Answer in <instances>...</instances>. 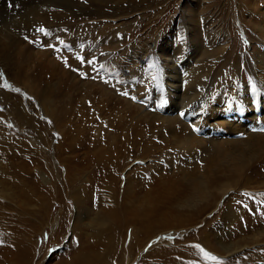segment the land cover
Returning a JSON list of instances; mask_svg holds the SVG:
<instances>
[{"label": "rangeland", "instance_id": "374dc122", "mask_svg": "<svg viewBox=\"0 0 264 264\" xmlns=\"http://www.w3.org/2000/svg\"><path fill=\"white\" fill-rule=\"evenodd\" d=\"M3 1L6 7L3 9L2 5L0 8V21L13 10L15 13L19 10L23 12L24 5L30 0ZM51 1L43 0L45 5L40 6L46 13L48 8L53 7L52 11L59 14L62 12L59 20H56L61 30L51 36L54 37L51 42L36 45L32 52H52L49 54L50 59L57 61L59 67L65 65V68L68 66L70 54H73L79 65L73 69L75 77L74 86L71 88L69 82L51 77L50 73L44 74L45 69L43 71L38 64L36 69H33L32 76L24 77L22 82H16L19 84L13 83L15 80L10 77L8 79V75L0 69L3 74L0 79V142L10 151L7 157L0 156V248H5L4 244L12 245L9 253L3 252L2 256L0 255V263L82 264L81 261L85 259L86 264H175L176 256L189 258L190 248L200 252L195 245H200L198 231L205 227L211 235L215 251L218 249L217 236L220 233L219 236L226 243H248V248L227 256L207 251L200 245L205 251L220 258L223 264H264V221H257L259 218L264 219V195H261L264 193V184L258 182L263 181V178L255 181L258 173L243 169L239 177H235L236 181H231L229 169H225L223 160L215 159L209 153H205L200 159H190L187 168L185 162L189 158L188 153L181 151L178 137L159 120L149 114L147 118L142 119L143 116L139 114L140 110L135 104L131 105L134 107L133 113L125 115L121 104L119 108H115L106 102V98L118 97L124 102L132 94H164V89L158 82L160 77L165 79L166 75L164 77V74H155L153 67H150V74H145L143 70L135 72L128 88H122V95L115 96L112 94L115 89L112 87L114 90H106L107 84L104 83L108 82L104 79H114L111 69L115 60L120 61V64L126 60L133 63L131 68L140 69V61L134 62L130 56L139 54L140 46L151 49L153 40L159 37L157 43L163 52L168 49L171 50L170 53L175 51L176 55H180L187 49L192 51L189 57L191 74L189 76L188 73L185 84L187 92L184 91L186 94H207L221 85L227 86L229 76L236 69L241 70L240 76L244 80L254 83L253 91L249 93L259 94L261 89L252 79L247 66L258 65L260 68L253 52L264 43V0H250L254 6L251 12L244 8V0H115V4L103 3L102 14L96 13L95 7L100 1L92 0L91 15H85L86 11L83 9V13L82 5H79L85 2L88 7L89 0H74L77 4L75 7L65 5L61 0H56L54 4ZM188 14L192 15L194 23H191L197 25V28L207 20V27L215 34L217 31L218 34L228 33L231 36L228 46L212 43L210 33L206 36L208 39L201 37V31L198 29L193 31L192 39L180 37L181 31L187 29ZM87 20L91 26V38L85 37L80 31L77 32L76 40L71 38L73 35L69 28ZM41 28L43 27H39ZM174 28L179 30V36L176 37L179 38L178 42L174 41L173 36L169 37L170 32H175ZM39 29H35V33H44L45 30ZM33 37L26 35L24 39L30 41ZM89 39L92 41L90 50H87L85 47L88 48ZM167 39L175 43H164ZM117 48H120L119 51H125V57L122 56L124 58L119 56L114 59L113 50ZM98 50L102 51L101 55L97 53ZM103 50L109 53L105 55ZM12 59L14 62L15 58ZM159 62L160 57L154 55L150 63L156 68ZM27 66L33 68L34 61H30ZM36 71H39V83L37 79L32 78ZM180 72L183 73V70ZM63 73L60 72V78L64 76ZM81 73L85 75L82 76ZM80 79L91 82L88 91L83 89ZM121 79L119 85H126V79ZM14 84L17 88H13ZM31 84L33 89L30 92ZM124 92L128 95H124ZM103 93L105 95H102ZM22 113L28 116V121L20 120ZM118 118L124 120L121 121L122 127L115 131L114 122ZM117 134L127 137L129 142L123 153L117 142L105 144ZM39 135L44 138V144L40 142ZM195 135L198 136L199 133ZM226 137L227 128L222 126L218 135L219 145L222 146ZM179 138L183 139L184 136ZM93 140L102 145L93 147V144H89L93 143ZM72 142H82V145L71 151L69 148ZM87 143L92 146L90 152L85 148ZM0 148H3L1 143ZM112 156L115 157L114 162L110 161ZM137 156L138 159L132 160ZM142 157L144 159H141ZM122 158L124 159L121 162H125V166L119 169V176L116 173L113 193L102 190L98 186L99 176L96 170L91 174L92 170L99 164H104V167L112 164L114 166L117 160ZM86 160H90V163L85 165ZM78 163L84 164L85 168L81 169L79 174L71 175L70 168H75ZM135 166L146 168L138 169L136 172L140 173L133 178L130 177L129 171ZM191 173H202L204 180L210 184L208 187H212L215 200L204 209L200 218L189 214L177 200L178 191L187 192L188 174ZM248 176L250 183H247ZM227 181H230L227 185L230 192L221 196ZM125 203L133 210L135 220L139 222L138 228H144L145 224L141 223L145 222L146 218L149 217L150 220L146 227L149 234L139 248H135V244L130 240L132 226L126 229L124 225L122 230L117 228L116 217L112 218L109 213L114 211L113 213H119L120 216L121 206ZM254 215L256 217H253ZM244 217L248 219L245 218L246 223L243 222ZM188 220L189 223L186 222ZM20 248L23 249V257L18 260ZM162 250L164 256L159 258ZM153 252L155 254L151 256ZM200 254L203 255L202 252ZM197 260L196 264H201L199 257Z\"/></svg>", "mask_w": 264, "mask_h": 264}, {"label": "bare ground", "instance_id": "6f19581e", "mask_svg": "<svg viewBox=\"0 0 264 264\" xmlns=\"http://www.w3.org/2000/svg\"><path fill=\"white\" fill-rule=\"evenodd\" d=\"M48 1H50V0H48ZM99 1H100V3H97V4L95 2L96 13L102 14L104 11L103 3H105V2L106 3H109V2L114 3L115 0H99ZM55 2H56V0L51 1V3H53V4ZM58 2H60V1H58ZM61 2H63L65 5H69V6H73V7H75L77 5L76 2H74V0H61ZM250 2H251L250 0H244L243 5H244V8L248 9L251 12V11H253L254 6L251 5L252 3H250ZM84 3L85 2H82L81 4H79V5H82L81 9H82L83 13H85V11H86L85 15L86 14L91 15L92 0H89L88 7H86L87 3L86 4H84ZM93 3H94V1H93ZM40 4H43V0H42V3H40V0H32V1L30 0L28 4L26 3L24 5L25 7H24L23 12H19L20 11L19 10L15 13V11L13 10V12L11 14H6L7 19L4 18V20L0 21V69H2V72L6 73L8 75V76L6 75L8 77V79L10 77L11 80H13V81L15 80V82H13V83H16V82L23 80L24 77H27L30 75L32 76L33 71H34L33 69H36L35 68L36 64H38L41 68H43V71L45 69L44 74L50 73V76L52 75L51 77H55L60 81L69 82L70 83L69 88H71L74 86L73 85L74 84L73 78L75 77L73 69H75V67L77 65H79V63H77L76 60L73 58V54H70V60L68 62V66H67V68H65L64 67L65 65L63 67L62 66L59 67L58 66L59 64L57 61H55L52 58L50 59L49 54L52 52H46L45 50H43L41 52H37L36 53L37 55L32 52L33 48H35L36 45H40V44L42 45L46 41L51 42L50 40L54 38L51 36H54L55 34L59 33V31L61 30L60 26L56 20H59L58 18L62 14V12L59 14V13H57V11L56 12L52 11V9L54 7L52 9H49L47 7L48 13H46L45 12L46 10H44V8L40 6ZM2 5H3V9H4V7H6V5H5L3 0L0 1V8L2 7ZM43 5H45V4H43ZM61 5H62V3H61ZM28 6H30V7H28ZM62 6H64V5H62ZM64 7H66V6H64ZM17 8H19V7H17ZM66 9L64 11L67 13ZM41 10L44 11L45 13H42ZM66 13L64 15H66ZM191 16H190V14H188L187 23H186L187 27L184 26L187 28L186 29L187 31L181 29L182 31L180 33V37L192 39L193 31L198 29V31L199 30L201 31L200 32L201 37H206L210 33L212 36L211 37L212 43H219L221 45L228 46V43H229L230 37H231L230 35H228V33L221 32L220 34H218V31H217V34H215V32L211 28L207 27V22H206L207 20H205L202 24L200 23V26L197 28V25L195 26L194 24L191 23V21H192ZM194 16H196V15H194ZM50 17L52 18L51 20L49 19ZM60 19H62V18H60ZM197 20H199V19H197ZM212 24H214V23H212ZM39 27L45 28L44 33H41V34L35 33V29H39ZM15 28H17V29H15ZM216 28L220 29L218 26H216ZM69 29L71 30V32H70L71 35H73V37H71V38H73L75 40L77 39L76 35H78L77 32H79V31L82 32V34L85 35V37L91 38V36H92L91 26L89 25L88 20L80 23L78 26L73 25ZM73 29L75 31H73ZM173 30H175V32L174 31H172L174 33L170 32L171 34H169V37L173 36L174 41L178 42L179 38H176V37L179 36V33H178L179 30H178V28L177 29L174 28ZM198 31H196V32H198ZM196 32H194V33H196ZM111 33H113V32H111ZM26 35L29 36V38L33 37V36L34 37L30 41H25L24 36H26ZM161 37H163V34ZM106 39H104V41H106ZM158 39H159V37L157 39L153 40L151 49L146 48L143 45V46H140V53L139 54L137 53L138 55L134 54L133 56H130L131 58L133 57L132 61L134 60V62H137V63H138V61H140V65H138L139 67H141L140 69L136 70L134 67L131 68L130 66L133 63H128V62H126V60H125V63H123V64H122V62L120 64L119 63L120 61L116 62V60H115L114 63L112 64V69H111V71L113 72L112 74L114 75V79H111V81H109L108 79H104V80H107L108 82H104V81L103 82L106 83L107 85H109V87H108L105 84L106 90H111L114 88L115 90L113 89L114 91H112V94H114L115 96L122 95V94H120V92L122 91V88H123V90H125L124 88H128L130 80L132 79L134 74L138 73L137 71L143 70L145 72V74H150V70H151L150 67H153V71L155 74H157V75L158 74L159 75L164 74V77L166 75L165 79L163 77H160L159 82H158V83H160V87H162L164 89V94H148V93L143 94V95L132 94L129 97H127V99L124 100V102H122L120 97H118L116 99L106 98V99H108L106 102L111 103V105H113L115 108H119L120 107L119 104H121V107H124L123 112L125 113V115H130L131 113H133V110H134L133 106L135 104V107L137 109L139 108V110H140L139 114H142V116H143L142 119L147 118V115L149 114L153 118L159 120L164 126H166V128L171 130L178 137L177 141H178V144H180L182 147L181 151H184L183 153H188L189 158L185 162L187 165V168L189 165L188 163H190L189 162L190 159H200L204 156L205 153H209V154L214 156L213 158H215V159L219 158L220 160H223V162L225 163V169H227V170L229 169V172H230L229 176L232 177L231 181L235 182L236 181L235 177H239V175H240L241 171H243V169H247V170L251 169L252 172L258 173V175L256 174L257 177H256L255 181H258V180L263 178V181H258V182L264 184V130H262V129H264V43H261L260 44L261 46L259 45L260 47H262V49H263L262 51L259 49V46H258L257 49H255V51L253 52V55H255L254 57H256V62H257L256 64H259L260 68H258V65H252V66L248 65L247 66L248 71L251 73L250 75H251L252 79L255 80L256 83H258L259 89H261L259 94L249 93V92L253 91V84L254 83L252 84L251 81L244 80L240 76L241 70H238V69H236L233 72V74L231 76H229L230 78H228L229 80H228L227 86L221 85L216 90H213V91L210 90L211 93L208 91L207 94H186L184 92V91H186L185 90V84L187 81L188 73H189V76L191 74V65L189 63V61H190L189 57H190V54L192 53L191 49H187V51H184V53H182L180 55H176L175 51H172L170 53L171 50H168V49L163 52L162 48L159 47V45L157 43ZM199 39H200V37H199ZM26 40H27V38H26ZM54 41H52V42H54ZM90 41H92V40L89 39L88 48L85 47L87 50H90V46H91ZM174 41L167 39V40H164L163 42L166 44H174L175 43ZM192 41L193 40H191V44L193 43ZM74 43L75 42H73V44ZM64 44H67V43H64ZM86 44H87V42H86ZM119 49L120 48L113 50V54H115L114 59H117L119 56L120 57L124 56L125 51L123 52L122 49L119 51ZM131 49H133V48H131ZM178 49H181V48H178ZM104 52H105V55H107L109 53L107 51H104ZM97 53H100L99 55H101L102 51L98 50ZM154 55H156L157 58L160 57V62L158 63L156 68H154L153 65L151 66V63H150V62H152V58H154ZM102 57H104V55ZM124 57H122V58H124ZM12 58H15L14 62L12 61L13 60ZM32 60L34 61V67L31 68V66H30V68H28L29 66H27V65ZM154 62L156 65L157 62L155 61V59H154ZM80 63L84 64L83 62H80ZM26 66H27V68H26ZM156 70L158 71V73H156ZM161 70H162V73H161ZM180 70H183V73H181ZM39 71H40V73L43 72L42 69H40ZM39 71H36L35 76L32 77L35 80L37 79L36 81H38V83L40 81V80H38V77H39L38 72ZM60 72H64L63 75L65 77L63 76L60 78L59 77ZM129 72H132V74L130 75ZM152 77H154V75ZM210 77H211V75H210ZM48 78H50V77H48ZM121 78L126 79V83H127L126 85H124L125 83H123L122 86L119 85V84H121V81H122ZM0 79H2L1 76H0ZM25 79L27 80V78H25ZM32 81L33 80H31V82ZM91 81H94V80H91ZM79 82L81 83V85L83 86V89L85 91L89 90V87L91 86L90 81H87V79L86 80L80 79ZM35 83H37V82H35ZM97 83L99 84V82H97ZM104 83H102V84H104ZM16 84H19V83H16ZM16 84L13 85V88H17ZM29 84H30V82H29ZM194 84H195V82H194ZM204 85H206V84L204 83ZM133 86H134V84H133ZM157 88H159V87H155V89H157ZM195 88H198V87H195ZM205 88H206V86H205ZM31 89H33L32 84H31V87L29 88L30 92H31ZM134 91H135V89H134ZM198 91H200V89ZM192 93H194V92H192ZM5 94H7V93H5ZM9 94H10V92H9ZM102 95H105V94L103 93ZM7 97H8V95H7ZM106 97H108V96L106 95ZM14 101H16V100H14ZM161 101H163V103H161ZM131 105H133V106H131ZM181 113H183V115H181ZM20 117H21L20 120L23 122L24 121L26 122V119H27V121L29 120V118H27L28 116L27 115L25 116L24 113H22ZM122 120H124V119H122ZM122 120H120L119 118L117 120H115L114 129L111 127H110V129H113L116 131L119 128H121L122 127V124H121ZM141 122H144V121H141ZM145 122H147V121L145 120ZM151 122L152 121H149V123H151ZM149 123H147V124H149ZM163 125H160V126H163ZM222 126H225L227 128V137L225 138V140H223V144L221 146V145H219L218 135L220 132V127H222ZM148 127L150 128V126H148ZM197 133H199L198 136L195 135ZM120 134H117L116 136L112 137V139L110 138L111 141L107 142L105 144H108V143L115 144L117 142L119 147H120L119 149L123 153L124 149L128 147L129 142H127V139H126L127 137L121 136ZM178 134L180 136H178ZM149 135H150V133H149ZM181 136H184V138L180 139L179 137H181ZM99 137H100V135H99ZM40 138H41L40 142L43 143L44 138L42 136H40ZM150 139H152V138H150ZM97 140H98V138H97ZM93 141H94L93 143L88 141L89 144H93V147L95 145H102L98 141H95V140H93ZM143 142H144V140H143ZM0 143H1V146L3 147V148H0V156L7 157V155L10 153V151H9V149H5L4 143H2V142H0ZM89 144L87 143V146L85 147L88 150V152H90V150L92 149V146ZM81 145H82V142H77V143L72 142L71 148H69V149L72 151L75 148L81 147ZM95 148H96V146H95ZM70 150H69V152H70ZM196 150H197V152H195ZM124 157H125V155H124ZM138 157L139 156L133 158L132 160L138 159ZM123 159L124 158L117 160V162L115 163L114 166L112 164L109 167L108 166L104 167V164H99V165H97V167L96 166L94 167V170H92L91 174H93L94 171L96 170V172L99 176V178H97L98 186L101 187L102 190H106V191L109 190L110 193H113V190H114L113 188H114L116 178H117L116 173L119 176L121 174V172H119V169H123V167L125 166V162H121ZM141 159H144V158L142 157ZM110 161L114 162L115 157L112 156ZM249 161H250V163H245V162H249ZM89 163H90V160L85 161V165L89 164ZM242 164L244 166H242ZM251 164H253V165H251ZM83 168H85L84 164L79 165V163H78L75 168L74 167L70 168V174L71 175L74 173L79 174L82 171L81 169H83ZM145 168L146 167H141V166L133 167L131 169V171H129L130 177L134 178V176H136L137 173L138 174L140 173V172H136L138 169L143 170ZM54 173H56V172H54ZM188 175H189V177H188V182H189L188 190L185 188L187 190V192L178 191L176 194L178 196L177 200H178V203H181L188 210L189 214L196 216V218H200L204 209L208 208V206L211 205L213 203V201H215L213 199V194L211 191L212 187H210V188L208 187L210 184H208L209 182H206L204 180L202 173H191ZM242 175H243V172H242ZM48 179H50V178H48ZM244 181H246V180H244ZM250 181H251V179H249V176H248L247 183H250ZM49 182H52V181H49ZM229 182L230 181H227V184H225V186L223 188L224 190L222 191L221 196H223L227 192H230V189H227V187H229V186H227ZM53 185H54V183H53ZM43 189H44V187H43ZM59 197H61V196L59 195ZM170 197L171 196H169V198ZM216 206H217V204H216ZM121 208L122 209L120 212V214H121L120 216H118L119 213L117 215L115 213H113L114 211L113 212L109 211V213L112 216V218L116 217L115 221H116V227L117 228H121V230H122L124 225H126V227H125L126 229L130 225L132 226V232H131L130 240H131V242L133 241V244H135L134 245L135 248H139V246H141V244L144 241L147 234H149V230L146 229V227L148 226V222H150L148 214H146V217H148V218H146V220H144L145 222L141 223L142 225L145 224L144 228L140 229L137 227L138 221L135 220L133 210L128 206V204H126V203L123 204L121 206ZM231 214L232 213H230V215ZM62 216H64V215H62ZM246 217L248 218V216H246ZM246 217L243 218V222H245V223H246V220H248ZM253 217H256V216L254 215ZM245 218H246V220H245ZM257 221H264V219L259 218ZM186 222L189 223V220ZM62 226H61V228H62ZM207 230L208 229H206L204 227L198 231V238H199L198 242L200 243V245L203 248H206L207 251L214 252L215 251L214 244L212 243L211 235L207 232ZM258 231H259V229H258ZM210 232H211V230H210ZM260 234H261V232H260ZM217 235H218V233H217ZM219 235H221V233ZM219 235L217 236L218 249L215 251L219 255H224V256L226 255L227 256V255L234 254L236 251H240V250H243L245 248H248L247 242L244 244H241V245L235 244V243H226L222 240L223 238L221 239V237ZM113 238H114V236H113ZM243 241H245V239ZM11 246L12 245H10V244H7V245L4 244L5 248H0V255L2 256L3 252L9 253L10 252L9 248ZM20 250L21 251L18 253V257H17L18 260H21L23 257V249L20 248ZM165 250L167 251V249H165ZM163 251L164 250H162L160 252V254L158 256L159 258L164 256L162 253ZM13 252L14 251L12 249L11 253H13ZM188 253L190 255V256L188 255L189 256L188 259H185L181 256H179V257L176 256L177 260H175L176 261L175 264H193V263L196 264L198 261L197 257H199V260L201 259V264L202 263L206 264L207 262H210L208 259L203 257V255H201L200 252L196 251L195 249H191V248L188 249ZM154 254H155V252H153L151 256H153ZM188 256H184V257H188ZM160 260L161 259H159V261ZM194 260H195V262H194ZM78 261H79V258H78ZM81 262H82V264H86L85 259L82 260ZM0 264H4V262L0 263ZM144 264H146V263H144Z\"/></svg>", "mask_w": 264, "mask_h": 264}, {"label": "snow or ice", "instance_id": "6c2138e0", "mask_svg": "<svg viewBox=\"0 0 264 264\" xmlns=\"http://www.w3.org/2000/svg\"><path fill=\"white\" fill-rule=\"evenodd\" d=\"M41 31H44L43 28L40 29ZM88 63H91L92 61H87ZM3 74L0 73V76H2ZM81 75H85L84 73H81ZM17 91H19V89H17ZM124 95H128L127 92L123 93ZM161 103H163V101H161ZM181 115H183V113H181ZM264 130V129H262ZM242 135V134H241ZM261 195H264V193H262ZM262 204H264V201H262ZM245 207H247V205H245ZM196 248H198L200 250V252L203 253L204 257L210 261L213 262V264H223V261L220 260V258H218L217 256L205 251L199 244L195 245Z\"/></svg>", "mask_w": 264, "mask_h": 264}, {"label": "clouds", "instance_id": "9594fccd", "mask_svg": "<svg viewBox=\"0 0 264 264\" xmlns=\"http://www.w3.org/2000/svg\"><path fill=\"white\" fill-rule=\"evenodd\" d=\"M245 163H250V161L249 162H245ZM242 166H244V165L242 164Z\"/></svg>", "mask_w": 264, "mask_h": 264}]
</instances>
